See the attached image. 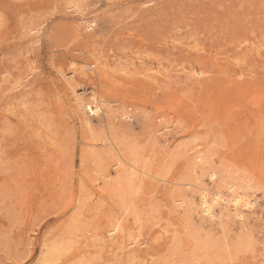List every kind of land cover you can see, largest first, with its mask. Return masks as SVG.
Returning <instances> with one entry per match:
<instances>
[{
    "label": "rangeland",
    "instance_id": "1",
    "mask_svg": "<svg viewBox=\"0 0 264 264\" xmlns=\"http://www.w3.org/2000/svg\"><path fill=\"white\" fill-rule=\"evenodd\" d=\"M0 264H264V0H0Z\"/></svg>",
    "mask_w": 264,
    "mask_h": 264
},
{
    "label": "bare ground",
    "instance_id": "2",
    "mask_svg": "<svg viewBox=\"0 0 264 264\" xmlns=\"http://www.w3.org/2000/svg\"><path fill=\"white\" fill-rule=\"evenodd\" d=\"M95 105H97V104H95ZM84 106H86L88 108L90 107L89 104H86ZM97 110L98 109L96 108V109H93L90 111L92 113H97ZM216 170H218V169H216ZM209 174H210L209 176L211 178V181L212 180L215 181L216 172L214 170H211L209 172ZM199 184H198L199 196L201 199L199 206L201 208V214H203V216L208 220L213 221L217 218V211L216 210H217L219 203L220 204L222 203L224 205L226 211L229 210L230 208H233L235 211L234 215L237 218L242 217V211H243L242 209L252 210L254 208L253 202H251L248 198H246L240 192L235 191L234 185H232V184L228 185V188H227L228 193H224L220 187H216L215 189L211 190L209 187L202 185V184L199 185ZM49 251H50L49 257H51V255L53 253H56L58 251V248L56 246H53ZM47 259L49 261V258H47Z\"/></svg>",
    "mask_w": 264,
    "mask_h": 264
}]
</instances>
